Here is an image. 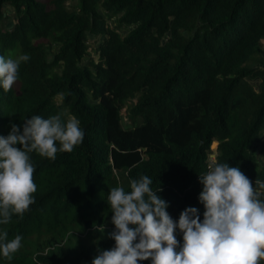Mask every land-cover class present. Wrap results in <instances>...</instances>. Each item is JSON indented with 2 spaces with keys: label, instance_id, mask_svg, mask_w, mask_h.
I'll return each mask as SVG.
<instances>
[{
  "label": "trees",
  "instance_id": "trees-1",
  "mask_svg": "<svg viewBox=\"0 0 264 264\" xmlns=\"http://www.w3.org/2000/svg\"><path fill=\"white\" fill-rule=\"evenodd\" d=\"M68 1L0 0V56L30 57L0 88V137L34 115L75 116L84 132L55 160L29 153L34 203L0 224L22 236L0 264H91L115 243L109 191L141 175L174 221L187 207L203 219L213 158L264 181V0Z\"/></svg>",
  "mask_w": 264,
  "mask_h": 264
},
{
  "label": "clouds",
  "instance_id": "clouds-1",
  "mask_svg": "<svg viewBox=\"0 0 264 264\" xmlns=\"http://www.w3.org/2000/svg\"><path fill=\"white\" fill-rule=\"evenodd\" d=\"M27 54L0 56V88L11 90ZM80 121L59 115L26 119L22 131L11 125L0 137V224L8 225L12 215L22 217L34 203L37 185L29 153L55 160L60 152H72L83 142ZM59 142V147H57ZM19 145V147H18ZM152 178L141 175L129 181L130 191L112 188L107 196L114 230V246L99 250L91 264H260L264 260V181H250L239 167L213 158L199 175L202 190L198 201L203 219L195 207H187L174 221L166 211L168 203L150 187ZM131 225V227H130ZM182 233V243L176 231ZM22 236L8 238L0 231V255L11 260L21 248Z\"/></svg>",
  "mask_w": 264,
  "mask_h": 264
},
{
  "label": "rangeland",
  "instance_id": "rangeland-1",
  "mask_svg": "<svg viewBox=\"0 0 264 264\" xmlns=\"http://www.w3.org/2000/svg\"><path fill=\"white\" fill-rule=\"evenodd\" d=\"M69 3H75L76 2V0H69L68 1ZM10 14H11V11H10V9L7 7V6H5L4 8H3V19H2V21L0 22V26L1 27H4V26H9L10 24H11V17H10ZM107 25L108 26H114V21H109V22H107ZM121 31L122 32H124L123 31V29H121ZM92 41H93V38L91 37L89 40H88V43H89V47H88V53H89V55L91 54V52H90V48L92 47ZM263 49H264V47H263ZM70 116L69 115H66V119H68ZM262 137H264V133H263V135H262ZM214 148H215V143H212V145H211V150L212 151H214ZM257 157H258V159L260 160V161H262V162H264V155H262V154H260V153H257ZM209 158L210 159H212L213 158V153L209 156Z\"/></svg>",
  "mask_w": 264,
  "mask_h": 264
}]
</instances>
